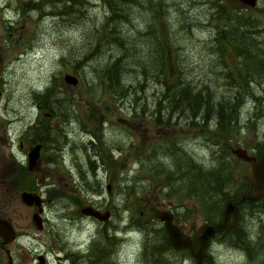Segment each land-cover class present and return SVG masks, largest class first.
<instances>
[{"label": "rangeland", "instance_id": "rangeland-1", "mask_svg": "<svg viewBox=\"0 0 264 264\" xmlns=\"http://www.w3.org/2000/svg\"><path fill=\"white\" fill-rule=\"evenodd\" d=\"M18 1L22 9L0 0V182L9 190L5 218L20 235L6 247L13 261L37 264L33 256L41 253L46 264H192L185 252L167 249L157 217L171 214L192 236L200 225L219 221L225 199L244 192L250 169L231 151L257 156L264 144V75L246 60L251 53L237 57L227 46L232 31L224 33L216 11L222 5L243 18L260 60L264 0L252 10L238 0H109L110 9L105 0ZM114 12L118 21H110ZM154 39L170 57L160 71L141 73L134 60L149 53ZM117 42L135 54L124 63L120 90L105 75L122 56ZM65 75L76 79L74 87L63 82ZM167 88L202 89L229 105L236 122L217 127L187 106L169 115ZM44 138L58 146L48 158L50 181H43L56 194L47 197L51 208H44L37 232L32 209L11 182L46 188L29 176H8L7 163L22 161L30 142ZM90 201L111 215L98 227L79 214ZM241 208L237 231L207 249L208 264H264V198ZM241 235L251 242L250 258L236 245ZM0 264H6L3 254Z\"/></svg>", "mask_w": 264, "mask_h": 264}, {"label": "trees", "instance_id": "trees-1", "mask_svg": "<svg viewBox=\"0 0 264 264\" xmlns=\"http://www.w3.org/2000/svg\"><path fill=\"white\" fill-rule=\"evenodd\" d=\"M105 1H106L108 8L110 9L111 5L108 3H110V1L112 0L110 1L105 0ZM113 1L118 2L120 5H122L125 2L130 3V0H113ZM148 1L154 2V3L158 2V0H148ZM216 14L218 17L222 18L224 24L226 25V30L224 33H227V31H232L230 34H227L226 36L227 46L235 51V53L237 54V57H245L247 55V52L251 53L252 58H248L246 60L251 63L253 62L252 65L255 66V71L258 73H262L264 75V53L260 55L261 59L257 60L258 59L257 50H254L253 40L250 39V33L247 32V30L249 29V25L246 22H244L242 17H239L236 11H233L232 9H229V8H224L222 5L217 8ZM117 15L115 12L111 14L110 21H118L120 18ZM239 31H243V32L240 34L238 33ZM116 45H118L117 47L121 50L120 53L122 54V56L121 55L118 56L117 57L118 59L116 61L111 62V64L109 65V68L105 72V75L108 76L109 87L120 90V88H123V84H121V73L122 71H124L126 67L124 63L126 60L134 59L135 54L129 52L130 48L126 46L125 42L124 44L122 42H120V44L119 42H117ZM149 46H151L152 48L147 50L149 51V53L145 57H142V56L138 57L137 55V57L134 60V64L136 65V67H138L136 69H140L141 73H147L148 70L153 69L154 67L157 68L158 71H160L161 68L165 66L164 63L166 61L168 62V58L170 57V54H168L169 52L163 51V49H161L160 51L158 49L157 40L154 39V44L153 45L150 44ZM142 58L146 60L145 63L144 61L141 60ZM149 59H151L152 61H150ZM121 61H123V63H121ZM180 87L182 86L180 85ZM171 89L172 88H167L166 91H164V97H163V103L165 105L164 109L167 111L169 115L175 114V111L178 108H181L182 110L187 106L189 109L193 107L194 108L193 114H198V116H200L202 119L214 120V124L217 127L228 126L236 122V115L233 113L234 110H232V108H230L229 105H224V106L221 105L218 101L214 100V98L212 97L211 98L206 97L204 90L198 89L195 92L192 91V94H191L189 92L191 89L189 91L187 90L189 93L186 92L185 88H181L180 91L175 90V89L171 90ZM157 105H158V102H157ZM202 111L204 115L203 117H202ZM154 115L158 117V110H156L153 113V116ZM155 123H158V121L155 120ZM211 178H213L214 180H221V182L223 181V179L220 178V175L218 173H213ZM224 180H226V183H228L229 181L228 178ZM247 183L244 184L242 188L244 192L239 197H236V196L229 197L228 199L224 200V204L227 202H233L237 200L238 198H240L246 192ZM222 186H224L223 182H222ZM246 205L253 206L254 203L244 202L238 205L237 206L238 216H237V222L235 226L228 231L217 233L214 236L213 240L214 239L220 240V241L228 240L231 237V234L237 231L238 225L241 219L240 211L243 209L241 207L246 206ZM251 209L253 208H248V210H251ZM215 223L217 222L210 221L205 224L212 225ZM163 239H164V242L166 243L167 249L172 250L169 244L167 243L165 234L163 235ZM235 241H236V245L242 248L246 252L247 256H249L250 258V256L252 255V251H253V248L250 245L251 244L250 240L246 236L241 235ZM175 252H185L186 254H188L187 251H175ZM208 263H209V259L206 254V258L203 260L202 264H208ZM192 264H193V261H192Z\"/></svg>", "mask_w": 264, "mask_h": 264}, {"label": "water", "instance_id": "water-1", "mask_svg": "<svg viewBox=\"0 0 264 264\" xmlns=\"http://www.w3.org/2000/svg\"><path fill=\"white\" fill-rule=\"evenodd\" d=\"M14 1L20 9L25 5L19 3L18 0ZM238 2L242 7L249 9L253 8L255 5V0H238ZM63 82L72 87L76 85V79L69 75L63 77ZM231 154L236 160L242 161L249 166L250 178L247 183L246 192L237 200L224 204L220 211L219 222L212 225L202 224L195 230L192 236H188L173 223L171 214L163 212L157 217L170 248L174 251H187L193 264H202L203 260L206 258V251L217 233L228 231L235 226L238 216V205L244 202L255 203L264 197V144L260 149L258 157L250 156L244 149L238 147L232 150ZM36 157L37 148H34L28 155V167L33 164ZM19 199L25 206H38L40 204L37 196L26 192L20 193ZM82 214L90 215L99 221L107 220V213L102 214V217H98V215H100L99 212L89 211L87 213L83 210ZM32 220L38 225V219H36V217H33ZM14 237L15 234L10 225L6 221L0 219V239L2 240V246L10 244L14 240ZM6 254H8L7 251ZM8 264H10V262H8ZM38 264H42V262Z\"/></svg>", "mask_w": 264, "mask_h": 264}, {"label": "flooded vegetation", "instance_id": "flooded-vegetation-1", "mask_svg": "<svg viewBox=\"0 0 264 264\" xmlns=\"http://www.w3.org/2000/svg\"><path fill=\"white\" fill-rule=\"evenodd\" d=\"M256 2H257V0H255V5H256ZM255 5L251 9L245 8V7H242V8L244 10H252L255 8ZM49 117L51 118L52 116L50 115ZM51 142L54 144V146L52 148L49 146ZM18 148L22 149V144L20 142L18 144ZM34 148H37V157H36L35 161L33 162V164L30 165V167H28V155L31 153V151ZM50 151H52V154H55L58 151L57 142L53 138H44V139H39V140H32L23 152L24 157H23L22 161H18V162L11 161L10 163H7L8 173H9L8 176L9 175H11V176L12 175H22V177L23 176H29L33 181L40 182L41 184H44L43 181H45V180L50 181L48 178L46 179V176L49 173L47 163L50 159L49 158ZM45 156H48V157L44 158ZM258 156H259V154L257 156H254V157H258ZM22 177L18 176L17 179L20 180V179H22ZM0 178H2L1 173H0ZM11 185L14 188L15 192H19V194L22 192H26V193H30L34 196H37L39 198L40 204L38 206L32 205V206H26V207L32 209V211H33V213L30 216L31 226H33L37 232L43 231L44 224L46 221L44 208H51V206L47 205V203L49 202L47 197L56 194V191L54 190L55 185L52 184L51 182H50V184L49 183L44 184L43 187L46 188V190L43 192L40 189H38V185L35 182L33 184H31L30 186H28V188H27V186L23 187L21 185V182L13 181V180L11 182ZM59 191H61L60 187H59ZM6 192L9 193V190L5 189V187L0 182V219L6 221L10 225V227L12 228V226L9 222V219L5 218L4 208H2L3 207L2 203H4L3 198L5 197ZM89 203L90 204L85 205L83 208H81L79 210L80 215H82L88 219L94 220L92 222V224L96 225V227H98L101 224H104V222L109 220V218L111 217L109 212L105 211V212L101 213L98 210L99 206L97 207L96 205H94L95 203H97L95 201H90ZM53 207H55V205H53ZM61 207L62 208H69L68 205H66V206L61 205ZM83 210L86 211L87 213L89 211L99 212L100 215H98V217H102V214L107 213V220L99 221L98 219H96L90 215H84V214H82ZM33 217H36V219H38V221H37L38 225L36 224V222H34L32 220ZM14 234H15V237H14V240L12 242L15 241L17 243L18 237H20V235H18L15 231H14ZM6 247H7V245L2 246V240L0 239V254H3L5 256L6 264H8V262H10V264H15L10 252L6 249ZM6 251L8 252V254H6ZM66 259H68V257L65 256L64 260H66ZM33 260L36 261L37 264L40 262H42V264L47 263L46 256L44 254H41V253L35 254L33 256Z\"/></svg>", "mask_w": 264, "mask_h": 264}]
</instances>
